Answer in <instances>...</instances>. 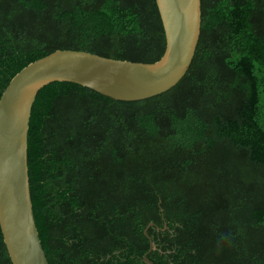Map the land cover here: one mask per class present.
I'll use <instances>...</instances> for the list:
<instances>
[{"label": "trees", "instance_id": "trees-1", "mask_svg": "<svg viewBox=\"0 0 264 264\" xmlns=\"http://www.w3.org/2000/svg\"><path fill=\"white\" fill-rule=\"evenodd\" d=\"M56 49L156 61L165 49L156 2L0 0V95ZM262 102L264 0H201L191 64L160 94L40 88L27 165L49 264H146L147 235L154 264H264ZM0 264H12L1 230Z\"/></svg>", "mask_w": 264, "mask_h": 264}, {"label": "water", "instance_id": "water-1", "mask_svg": "<svg viewBox=\"0 0 264 264\" xmlns=\"http://www.w3.org/2000/svg\"><path fill=\"white\" fill-rule=\"evenodd\" d=\"M155 2L165 35L164 52L156 61L56 49L22 67L2 91L0 230L12 264H49L34 220L27 165L29 118L39 89L50 82L68 81L113 99L140 100L168 90L187 72L200 36L201 0ZM147 237L149 249L142 261L154 264L147 258L154 248Z\"/></svg>", "mask_w": 264, "mask_h": 264}, {"label": "rangeland", "instance_id": "rangeland-1", "mask_svg": "<svg viewBox=\"0 0 264 264\" xmlns=\"http://www.w3.org/2000/svg\"><path fill=\"white\" fill-rule=\"evenodd\" d=\"M262 108H263V110H264V102H262Z\"/></svg>", "mask_w": 264, "mask_h": 264}]
</instances>
